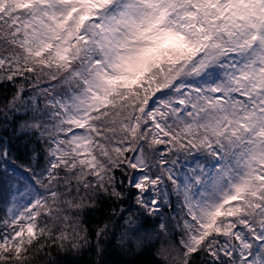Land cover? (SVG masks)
Masks as SVG:
<instances>
[{
  "label": "snow or ice",
  "instance_id": "snow-or-ice-1",
  "mask_svg": "<svg viewBox=\"0 0 264 264\" xmlns=\"http://www.w3.org/2000/svg\"><path fill=\"white\" fill-rule=\"evenodd\" d=\"M0 213V264H264V0H0Z\"/></svg>",
  "mask_w": 264,
  "mask_h": 264
},
{
  "label": "trees",
  "instance_id": "trees-1",
  "mask_svg": "<svg viewBox=\"0 0 264 264\" xmlns=\"http://www.w3.org/2000/svg\"><path fill=\"white\" fill-rule=\"evenodd\" d=\"M130 203V202H129ZM2 214V213H0ZM95 256L89 255L88 253H85V255L82 257L81 264H92V261H94ZM106 264H117V262L120 260V254L118 250H115L111 244L108 245L107 253L104 257ZM150 257L146 255L142 258V264H148ZM151 259H155V257H151Z\"/></svg>",
  "mask_w": 264,
  "mask_h": 264
}]
</instances>
